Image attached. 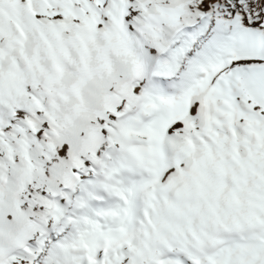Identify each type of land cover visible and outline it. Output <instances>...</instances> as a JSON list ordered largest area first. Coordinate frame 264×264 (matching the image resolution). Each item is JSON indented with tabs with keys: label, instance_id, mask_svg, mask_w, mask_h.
Masks as SVG:
<instances>
[{
	"label": "snow or ice",
	"instance_id": "6c2138e0",
	"mask_svg": "<svg viewBox=\"0 0 264 264\" xmlns=\"http://www.w3.org/2000/svg\"><path fill=\"white\" fill-rule=\"evenodd\" d=\"M0 264H264V0H0Z\"/></svg>",
	"mask_w": 264,
	"mask_h": 264
}]
</instances>
